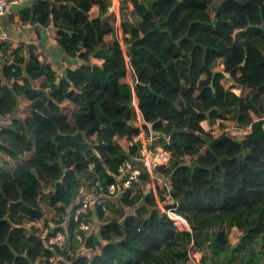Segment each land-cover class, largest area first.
<instances>
[{
	"label": "trees",
	"instance_id": "1",
	"mask_svg": "<svg viewBox=\"0 0 264 264\" xmlns=\"http://www.w3.org/2000/svg\"><path fill=\"white\" fill-rule=\"evenodd\" d=\"M109 3L38 0L20 13L61 30L58 46L78 59L62 75L34 47L25 57L0 44V119L15 115L0 126V264H193L145 171L140 190L96 209L87 253L72 220L67 246L50 243L79 188L115 183L138 154L125 56L138 108L171 153L157 171L175 203L158 187L160 204L187 220L203 264H264V0H121V40L100 21ZM204 121L247 134L211 137Z\"/></svg>",
	"mask_w": 264,
	"mask_h": 264
},
{
	"label": "built area",
	"instance_id": "2",
	"mask_svg": "<svg viewBox=\"0 0 264 264\" xmlns=\"http://www.w3.org/2000/svg\"><path fill=\"white\" fill-rule=\"evenodd\" d=\"M17 2L18 0H0V17L6 13L8 6L14 5ZM118 2L120 3V0H111L108 6L109 15L118 17L116 8V4ZM113 26L116 38L121 40L123 34L119 29L118 22L113 24ZM6 39V33L0 27V44L5 42ZM122 48L124 49V47ZM125 61L127 80L131 85L132 107L135 112V118L130 123V129H132L133 132L130 135L129 148H134V146L137 145L138 154L130 161L127 160L120 166L115 183L105 186L101 180H98L89 188L85 186L79 188L76 199L68 208L64 216V231L55 232L50 239V243H53L59 249H63L67 246L68 241L66 239V226L70 223V220H72V222H74L77 226V231L74 234V241L79 245L78 252L87 253L88 251L85 249L84 245L87 239L91 236V219L95 215L96 209L102 207L105 201L113 202L120 200L122 195L129 190L134 192L140 190L143 187L141 174L145 171L149 177L147 187L151 190L154 196L159 212L169 219L172 229L175 232L183 233L187 238H189L190 245L188 247V257L190 261L193 264H203L202 254L195 248L193 233L187 220L176 212L174 209L175 207L173 209H165V207L160 204L158 200L157 188L161 187L165 191L167 199L170 202L175 203V200L171 195V187L168 178L161 171H157L158 168H165L168 166L171 159V153L159 144V135L152 132L151 124L144 120L143 115L138 108V101L134 91L136 77L132 69L130 59L127 56H125ZM234 124L235 123L233 122L225 123V126L222 128L220 134H231L234 129ZM217 131L214 130L207 134L211 137H216ZM242 133L244 137L247 134V131L243 130ZM165 139L169 140V137ZM89 169L91 170L92 167ZM49 232V229H44L42 237L47 238ZM58 260L57 255H54V257H49L46 263L58 264Z\"/></svg>",
	"mask_w": 264,
	"mask_h": 264
},
{
	"label": "crops",
	"instance_id": "3",
	"mask_svg": "<svg viewBox=\"0 0 264 264\" xmlns=\"http://www.w3.org/2000/svg\"><path fill=\"white\" fill-rule=\"evenodd\" d=\"M37 1L38 0H18L16 4L8 6L6 13L0 17V27L5 31L7 36V39L5 41V43L7 44L6 46L9 47V53L11 51H17L20 56L25 57L29 53V47H34V51L40 57V59L50 64L53 69L59 71V75H62L66 68H73L74 66H76L78 59L75 53H72L71 51H64L58 46L57 39L61 36V30H58L57 28L53 27L43 28L38 24L33 25L29 22L25 23L20 19V13L31 7ZM120 3L118 2L116 4L118 17H113L109 15L108 5L100 15V21L102 23L108 22L112 24H115L116 22L120 21V25L118 24V26L123 34L122 21L119 12ZM132 9L133 5L131 3H128L127 10ZM105 14L108 15L106 17L107 19H103V16ZM2 64L3 58H1L0 52V68ZM13 117H15V115L12 114L8 117L1 118L0 126L8 125L9 121L7 120ZM204 123L208 124L206 121L201 124ZM215 125H213L212 127H214ZM240 131H242V129H240ZM91 223L92 229L90 234L96 235L98 233L99 223L97 222L95 215L92 217ZM228 237L229 239L231 238L230 235ZM235 241H237L236 237L232 238V244L236 243Z\"/></svg>",
	"mask_w": 264,
	"mask_h": 264
},
{
	"label": "rangeland",
	"instance_id": "4",
	"mask_svg": "<svg viewBox=\"0 0 264 264\" xmlns=\"http://www.w3.org/2000/svg\"><path fill=\"white\" fill-rule=\"evenodd\" d=\"M120 12V11H119ZM118 24L120 25V21H118ZM145 43L146 42H143V43H141L140 45H139V47H141V46H144L145 45ZM73 53V52H72ZM221 71V70H220ZM201 123H203V122H201ZM230 123V122H229ZM201 126H202V128H203V133L204 134H207V133H209V132H211V131H214V130H218L217 131V135L216 136H218L220 133H221V131L222 130H220V129H222V127H224L225 126V124H223V126L222 127H220L219 126V124L217 123L216 124V126L215 127H213V128H211V126L209 125V124H201ZM234 126V130H232L233 132H232V135L234 136V137H236V139L238 140V141H241L242 139H243V133H242V131H240V129L238 128V126L236 125V124H234L233 125ZM157 143H159V142H157ZM160 144V143H159ZM190 160L189 159H186V163H188Z\"/></svg>",
	"mask_w": 264,
	"mask_h": 264
},
{
	"label": "water",
	"instance_id": "5",
	"mask_svg": "<svg viewBox=\"0 0 264 264\" xmlns=\"http://www.w3.org/2000/svg\"><path fill=\"white\" fill-rule=\"evenodd\" d=\"M219 72H221V71H213L212 72V76H215L217 73H219ZM223 73V72H222ZM226 77H230V74H224ZM210 87H213V85H212V83L210 84Z\"/></svg>",
	"mask_w": 264,
	"mask_h": 264
}]
</instances>
